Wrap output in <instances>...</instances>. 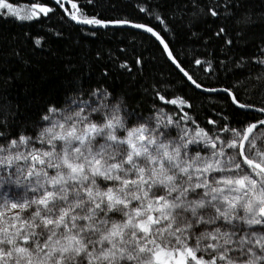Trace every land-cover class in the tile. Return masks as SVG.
Masks as SVG:
<instances>
[{
	"label": "snow or ice",
	"instance_id": "6c2138e0",
	"mask_svg": "<svg viewBox=\"0 0 264 264\" xmlns=\"http://www.w3.org/2000/svg\"><path fill=\"white\" fill-rule=\"evenodd\" d=\"M50 11L37 0L21 14L0 0V15L21 21ZM209 13L218 15L214 7ZM72 19L142 28L168 49L145 25L83 13ZM35 43L40 46V38ZM168 55L196 88L216 91ZM256 62L264 80V58ZM221 91L237 107L261 115L238 128L205 130L187 112L181 119L195 129L172 118L131 127L121 104L94 90L97 99L50 107L34 136L6 134L7 116L0 117V222L8 221L0 228V264H264V106ZM159 99L191 107L180 98ZM6 186L23 195L9 198Z\"/></svg>",
	"mask_w": 264,
	"mask_h": 264
},
{
	"label": "trees",
	"instance_id": "16d2710c",
	"mask_svg": "<svg viewBox=\"0 0 264 264\" xmlns=\"http://www.w3.org/2000/svg\"><path fill=\"white\" fill-rule=\"evenodd\" d=\"M10 1L24 6L37 2ZM71 2L79 9L77 16L83 13L87 18L126 20L153 28L181 67L204 88L231 89L242 103L264 106V80L258 79L262 66L256 62L257 57L264 58V0ZM39 3L52 11L31 21L0 15V117L7 116L6 134L34 136L50 107L62 110L73 98L97 99L94 90L107 93L110 104L120 103L121 116L131 127L153 123L157 115L160 123L172 118L182 127L195 129L191 123L195 120L205 130L243 127L259 118L237 109L226 94L196 91L151 37L131 29L81 27L70 19L76 9L67 7L66 16L48 0ZM142 7L148 11H141ZM210 7L217 16L209 13ZM196 60L203 63L197 65ZM157 94L183 99L191 107L164 103ZM184 112L191 117L187 124L181 119ZM4 191L9 198L17 192L23 195V189L9 191L6 186ZM1 224H8L7 218Z\"/></svg>",
	"mask_w": 264,
	"mask_h": 264
},
{
	"label": "water",
	"instance_id": "95a60500",
	"mask_svg": "<svg viewBox=\"0 0 264 264\" xmlns=\"http://www.w3.org/2000/svg\"><path fill=\"white\" fill-rule=\"evenodd\" d=\"M50 1L55 7H58L60 8L64 15H68L67 14V7L72 9V2H69V0H61V3L63 4V7H61L60 4H57L56 3V0H48ZM75 14H77V10L75 12ZM75 24L81 26V27H84V26H87V27H90L91 29H118V28H124V29H131V30H135V31H138L140 33H143L149 37H151L158 45L159 47L161 48V50L163 51L166 59L168 60V62L174 67V69L198 92L200 93H203V94H216V93H223V94H226V92L224 91H221L222 89H216V91H204L202 89H198L194 86V84L188 80V78L184 75L183 72L180 71V69L176 66L175 63H173L172 59L169 58V55H168V51L169 48L166 50L164 45L160 43L159 40L156 39V37H154L153 35H151V33H148L146 31H144L142 28H134V27H131L130 25H113V24H109L108 27H102V26H94V25H88V24H83V23H78L77 20H74L72 18H70ZM140 25H143V24H140ZM146 26V25H145ZM149 27V26H148ZM155 31V30H154ZM162 38V37H161ZM230 98V97H229ZM231 99V98H230ZM232 101V100H231ZM233 104V103H232ZM237 109L241 110V111H245V112H251V113H256V114H259L261 115L260 113L258 112H255V111H251V110H245V109H242V108H239L237 107L235 104H233Z\"/></svg>",
	"mask_w": 264,
	"mask_h": 264
},
{
	"label": "rangeland",
	"instance_id": "374dc122",
	"mask_svg": "<svg viewBox=\"0 0 264 264\" xmlns=\"http://www.w3.org/2000/svg\"><path fill=\"white\" fill-rule=\"evenodd\" d=\"M8 2L12 3L13 6H14L15 8H17L18 10H20L21 14H23L24 11L28 10L29 8H31V6H24V5H22V4H16V3H14L13 1H10V0H8ZM42 14H43V13H40L39 16H38V18H39ZM5 15H7V14H5ZM7 16L14 17V16H12V15H7ZM14 18H16V17H14ZM16 19H18V18H16ZM34 19H37V18H34ZM34 19H31V20H34ZM18 20H19V19H18ZM31 20H24V21H31ZM20 21H21V20H20ZM156 118H157V119H153V123H149V124H153V125L157 124L158 119H161V118H160V115H157ZM46 123H47V122L44 121V124H46ZM4 225H8V224H4ZM4 225L1 224V225H0V228H4Z\"/></svg>",
	"mask_w": 264,
	"mask_h": 264
}]
</instances>
